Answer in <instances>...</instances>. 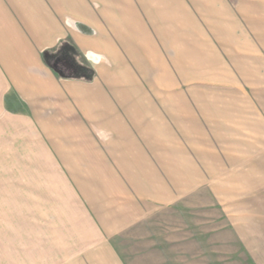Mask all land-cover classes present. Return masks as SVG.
Segmentation results:
<instances>
[{"label":"rangeland","instance_id":"374dc122","mask_svg":"<svg viewBox=\"0 0 264 264\" xmlns=\"http://www.w3.org/2000/svg\"><path fill=\"white\" fill-rule=\"evenodd\" d=\"M125 1L122 16L135 11L136 22L134 13L129 24L122 17L115 34V105L152 132L127 152L106 153L120 166L106 171L119 181L116 198L130 192L150 212L130 218L119 240L126 247L115 253L124 264H264V0ZM57 54L73 78L96 76ZM95 177L84 178L90 190ZM29 188L0 176V227L9 221L0 262L34 264L32 201L16 199ZM109 250L99 264L115 261Z\"/></svg>","mask_w":264,"mask_h":264},{"label":"crops","instance_id":"0c3cea01","mask_svg":"<svg viewBox=\"0 0 264 264\" xmlns=\"http://www.w3.org/2000/svg\"><path fill=\"white\" fill-rule=\"evenodd\" d=\"M121 6V0H0L1 184L31 187L29 197L17 193L16 199L32 201L29 251L36 255L28 258L34 264L78 259L99 264L98 258L105 262L104 249L114 250H109L115 260L109 264H124L116 254L126 247L120 236L131 217L138 220L150 212L146 204L137 206L130 192L116 198L119 181L106 171L120 167L116 156L106 153L127 152L128 145L136 146L137 136L151 137L152 132L151 123L148 132L136 114L125 118L115 105L120 104V89L110 74L119 55L114 41L120 39L122 17L129 24L134 13L136 22V12L130 10L127 18ZM59 49L63 58L67 53L94 68L96 76L59 77L49 64ZM152 50L145 45L147 54ZM103 56L112 60L109 70L97 60ZM88 175L96 176L95 189L86 185ZM139 200L152 205L150 197ZM3 223L0 243L8 246L9 221Z\"/></svg>","mask_w":264,"mask_h":264},{"label":"trees","instance_id":"16d2710c","mask_svg":"<svg viewBox=\"0 0 264 264\" xmlns=\"http://www.w3.org/2000/svg\"><path fill=\"white\" fill-rule=\"evenodd\" d=\"M57 60L54 62L49 63L51 68L55 71V73L59 76V77H63V78H72V74L67 70L68 68L63 67L60 63V58L57 57ZM87 67V66H85ZM87 69V68H86Z\"/></svg>","mask_w":264,"mask_h":264},{"label":"clouds","instance_id":"9594fccd","mask_svg":"<svg viewBox=\"0 0 264 264\" xmlns=\"http://www.w3.org/2000/svg\"><path fill=\"white\" fill-rule=\"evenodd\" d=\"M72 24H75V21H73ZM70 26H71V25H70Z\"/></svg>","mask_w":264,"mask_h":264}]
</instances>
